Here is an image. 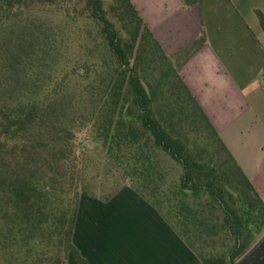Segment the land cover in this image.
Returning a JSON list of instances; mask_svg holds the SVG:
<instances>
[{
	"label": "trees",
	"instance_id": "trees-1",
	"mask_svg": "<svg viewBox=\"0 0 264 264\" xmlns=\"http://www.w3.org/2000/svg\"><path fill=\"white\" fill-rule=\"evenodd\" d=\"M65 1L0 0V218L13 211L23 217L8 221L12 237L18 225L19 233L34 232L42 254L51 247L66 259L72 251L89 264L73 241L81 196L95 192L78 166L75 128L27 93L39 47L20 15L51 7L97 27L103 54L88 88L101 103L97 135L128 176L121 180L162 213L203 264H256L251 247L264 228V198L180 72L201 41L168 53L133 0ZM77 65L85 63H75L74 72L84 67ZM168 159L180 165L175 178ZM216 235L228 241L224 249L205 242Z\"/></svg>",
	"mask_w": 264,
	"mask_h": 264
},
{
	"label": "crops",
	"instance_id": "crops-1",
	"mask_svg": "<svg viewBox=\"0 0 264 264\" xmlns=\"http://www.w3.org/2000/svg\"><path fill=\"white\" fill-rule=\"evenodd\" d=\"M133 2L166 52L201 41L180 72L264 198V155L259 154L264 145V0ZM117 201L121 206L114 210L119 209L112 217L118 222L112 228L102 225L105 219L95 200L86 213L82 207L78 210L73 241L89 264H125L111 250L112 259L107 258V238L115 231L121 244L114 246L121 256L129 249L131 260L132 246H146V264H203L162 213L133 187H122L102 202L109 206ZM140 214L150 221L137 217ZM128 218L132 221L125 223Z\"/></svg>",
	"mask_w": 264,
	"mask_h": 264
},
{
	"label": "rangeland",
	"instance_id": "rangeland-1",
	"mask_svg": "<svg viewBox=\"0 0 264 264\" xmlns=\"http://www.w3.org/2000/svg\"><path fill=\"white\" fill-rule=\"evenodd\" d=\"M109 1L107 0V4ZM72 3V0H66L64 5L72 6ZM45 8L41 9L37 6L20 15V18L23 21H28L36 31L35 38L37 37L39 47L32 71L35 75L33 79L36 82L35 87L29 89L27 93L36 95L44 107L52 106L58 112L63 113L65 120L75 128L76 141L81 149L78 166L85 167V181L95 191V194H82L79 208L82 207L84 214L89 208L94 207L92 201L95 200L100 206L98 208H101L99 212L101 219H105V224L102 225L112 228L113 224L118 222L112 217L118 214L119 209L114 210L121 206L120 202H113L111 205L105 206L102 201H105L107 193L114 190L119 183H124L121 188L132 187V184L130 181L121 180L123 176L128 177L124 167L120 164V160L114 161L109 156L106 146L97 135L95 113L97 111L99 113L101 103L96 95L90 94L88 88L95 78L93 75L97 73L94 61L101 56L100 54H103V51L96 45L97 27L87 17L77 16L74 13L64 15L63 12L57 11L55 8ZM75 63H85V65L76 66L85 68L81 67L74 72L72 66ZM100 72L105 76V72ZM191 137L201 139L197 133H191ZM259 154L264 155V145L262 148L260 147ZM165 164L171 167L170 175L175 178L180 170V165L171 159L165 160ZM262 167H264V161ZM13 213L14 211L6 217L0 218V258L4 262L8 264H77L72 251L66 259L63 252L58 255L57 250L51 247H47L42 254V245L32 230H29L27 234L19 233L18 225H15V237H12L8 221L11 219L16 223L23 219L22 216L19 217ZM125 214H128V211ZM137 217H143L145 222L150 221V217H145L142 214ZM128 221H132V219H125V223ZM116 235H118V231L107 238L110 248L107 251L108 259H112L111 250L115 258L125 259V264H129V260L132 261V264L147 263L145 253L148 249L146 246L134 249L132 246V260L129 249L124 256H121L119 249L114 246L121 244ZM162 241L164 239L158 238V242ZM205 242L216 246L217 249H224L226 242L228 243L223 237L217 235L215 239L208 238ZM156 245L154 243V246ZM251 248L256 251L255 263L264 264V228L256 233ZM138 250L141 253H138ZM154 252L156 251L153 250ZM57 258H61V261L57 262Z\"/></svg>",
	"mask_w": 264,
	"mask_h": 264
}]
</instances>
